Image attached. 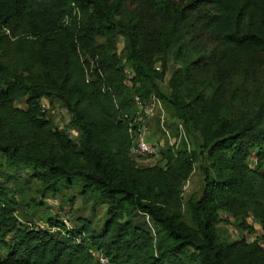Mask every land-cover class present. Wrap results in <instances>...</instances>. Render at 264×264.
Wrapping results in <instances>:
<instances>
[{
    "label": "trees",
    "instance_id": "obj_1",
    "mask_svg": "<svg viewBox=\"0 0 264 264\" xmlns=\"http://www.w3.org/2000/svg\"><path fill=\"white\" fill-rule=\"evenodd\" d=\"M152 95L183 134L140 166L123 115ZM195 165L201 189L185 199ZM22 169L43 197L79 180L107 203L100 230L21 222ZM263 242L264 0H0V264H97L93 251L111 264H264Z\"/></svg>",
    "mask_w": 264,
    "mask_h": 264
},
{
    "label": "rangeland",
    "instance_id": "obj_2",
    "mask_svg": "<svg viewBox=\"0 0 264 264\" xmlns=\"http://www.w3.org/2000/svg\"><path fill=\"white\" fill-rule=\"evenodd\" d=\"M131 6V5H130ZM123 37L119 36L117 40V52L121 55V50L123 48ZM167 67L165 71L164 80L158 82V85L162 92L165 94H169L170 90L167 85L168 78L171 74V71L179 66V63L176 61L175 52H171L167 56ZM158 61L156 64H160ZM163 103V102H162ZM54 111L49 110L51 118L53 122L57 126H61L68 121V113L65 111L57 102L52 103ZM165 114L167 118L171 115V112L166 106L163 104ZM52 109V108H51ZM170 120L175 119L170 116ZM170 124V123H169ZM151 130L159 131L160 139L162 141V132L161 128L157 124V120H154L152 124H150ZM161 132V133H160ZM170 136L173 138V135ZM159 156L156 158H143L136 160L137 164L140 166L152 165L158 160ZM10 172H12L10 170ZM18 179H16L17 188L22 187V193L19 196L18 202L23 198L22 203L17 205V212L20 215L21 222H28L27 220H31L36 226L39 228H47L46 219L51 215H57L58 218L64 221L65 227L72 228L74 226H82L83 224H87L92 226L96 231L100 230L101 225L106 219V207L107 203L102 201L95 193L88 191V194H84L82 192V183L79 180H74L73 183L69 184V187L64 184L61 185L59 191L55 193V195L46 194L45 197L40 196L39 189L41 185L36 183L33 179H31L28 183L26 181L27 170L22 169L18 172ZM202 175L195 165L194 172L188 179V184L183 188L184 198H188L191 194H197L200 192ZM9 185L13 188L15 183H9ZM19 186V187H18ZM30 198H35L36 200L43 199V203L35 208L30 204H26L29 202ZM46 199V200H45ZM45 204L46 206H43ZM22 213H26V217L21 216ZM135 220L139 222L141 225L149 226L151 224L150 218L141 213H136ZM36 222V223H35ZM218 231L221 236H225L228 240H234L239 238L240 234L236 232L235 229L230 224H218ZM52 230V229H51ZM244 235V234H242ZM248 241H252L254 239L253 235H245Z\"/></svg>",
    "mask_w": 264,
    "mask_h": 264
},
{
    "label": "built area",
    "instance_id": "obj_3",
    "mask_svg": "<svg viewBox=\"0 0 264 264\" xmlns=\"http://www.w3.org/2000/svg\"><path fill=\"white\" fill-rule=\"evenodd\" d=\"M155 68L159 70L160 65L158 64L155 65ZM125 73L127 79L130 78L131 73L127 69H125ZM128 84L129 81L127 85ZM134 100H135V106H134L133 114L131 115L128 113H124L123 115V120L127 126L126 127L127 132L131 135L129 155L135 160H139L143 158H156L158 156L160 158L161 156L160 150L165 142L164 141L165 137L168 139V144L172 146L173 144H175L174 141L179 140L180 138L179 135L183 134V127L181 124H178V130H179V132L177 131L178 136L176 137L173 135V138H171L169 130L165 125L167 116L165 114L162 101L156 95H152L147 101L141 100L138 96H135ZM41 105L45 110H48V112L49 110L54 111V108L49 106V102L46 99L42 101ZM63 109L67 111L65 108ZM154 120H157V124L162 130L161 131L162 141L159 136L160 134H158V139L156 141H150L147 137V135L151 131L150 124H152ZM68 122H69V114H68V121L65 124L61 125L60 127H63ZM187 184L188 181H186L183 184V188ZM247 219L249 223L251 222L250 220H252L251 216L248 217ZM263 246H264V242H263ZM93 254L97 259V264H111L107 256H105L101 252L93 251Z\"/></svg>",
    "mask_w": 264,
    "mask_h": 264
},
{
    "label": "crops",
    "instance_id": "obj_4",
    "mask_svg": "<svg viewBox=\"0 0 264 264\" xmlns=\"http://www.w3.org/2000/svg\"><path fill=\"white\" fill-rule=\"evenodd\" d=\"M158 133L154 130L153 131L151 130L150 133L147 135V137L150 141H156L158 139Z\"/></svg>",
    "mask_w": 264,
    "mask_h": 264
},
{
    "label": "clouds",
    "instance_id": "obj_5",
    "mask_svg": "<svg viewBox=\"0 0 264 264\" xmlns=\"http://www.w3.org/2000/svg\"><path fill=\"white\" fill-rule=\"evenodd\" d=\"M155 65H157V64H155ZM159 65V64H158Z\"/></svg>",
    "mask_w": 264,
    "mask_h": 264
}]
</instances>
